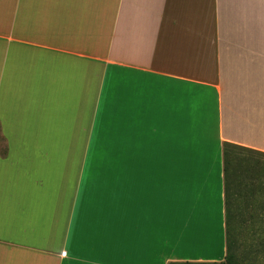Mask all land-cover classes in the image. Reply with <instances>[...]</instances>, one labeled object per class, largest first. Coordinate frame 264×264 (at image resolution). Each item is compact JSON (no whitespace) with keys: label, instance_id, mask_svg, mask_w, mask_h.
I'll list each match as a JSON object with an SVG mask.
<instances>
[{"label":"crops","instance_id":"obj_1","mask_svg":"<svg viewBox=\"0 0 264 264\" xmlns=\"http://www.w3.org/2000/svg\"><path fill=\"white\" fill-rule=\"evenodd\" d=\"M238 202L264 0H0V264L219 263Z\"/></svg>","mask_w":264,"mask_h":264},{"label":"rangeland","instance_id":"obj_2","mask_svg":"<svg viewBox=\"0 0 264 264\" xmlns=\"http://www.w3.org/2000/svg\"><path fill=\"white\" fill-rule=\"evenodd\" d=\"M4 146L5 144L2 142L1 147ZM254 206L256 205L249 207L244 202H238V207L235 211L233 210V214H235L233 221L236 223L232 234V241L234 242L233 252L238 258H250V250H254L251 247L255 246L256 243V236H254L255 226L260 222L264 223V213L254 208ZM257 257L261 259L262 254H257Z\"/></svg>","mask_w":264,"mask_h":264},{"label":"trees","instance_id":"obj_3","mask_svg":"<svg viewBox=\"0 0 264 264\" xmlns=\"http://www.w3.org/2000/svg\"><path fill=\"white\" fill-rule=\"evenodd\" d=\"M6 151L2 152L5 155ZM226 255L224 260L219 263H202V264H264V223L260 222L255 226L254 236H256L255 246L251 247L254 250H250V258H238L233 252L234 242L232 241L234 226L236 223L233 221L231 215H226ZM261 253L262 258H256L257 254ZM259 260V261H258ZM258 261V262H257ZM188 264V263H187Z\"/></svg>","mask_w":264,"mask_h":264}]
</instances>
